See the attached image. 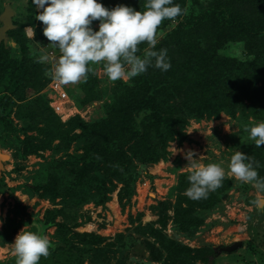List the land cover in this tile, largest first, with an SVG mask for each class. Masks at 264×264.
Segmentation results:
<instances>
[{"label": "rangeland", "instance_id": "1", "mask_svg": "<svg viewBox=\"0 0 264 264\" xmlns=\"http://www.w3.org/2000/svg\"><path fill=\"white\" fill-rule=\"evenodd\" d=\"M143 1L134 0V6ZM221 1L174 3L185 10L181 19H193ZM223 2L246 16L241 18L246 19L247 30L264 27V5L263 13H257L253 8L259 5L253 0ZM114 3L103 6L111 9ZM5 7L14 12L11 31L17 32L11 36L7 32L6 41L0 42V153L4 158L0 159V264H16L12 243L22 229L37 233L35 217L47 225L44 235L51 242L49 255L38 264H264V194L237 180L228 169L231 156L241 151L258 162L256 170L264 177V145L255 147L245 130L264 122V36L237 33L232 27L218 32L220 21L205 23L206 32L214 29L218 35L206 59L219 57L240 65L245 80L256 76L257 103L249 109L236 104L233 118L221 113L190 120L187 141L169 143L166 161L134 164L137 176L132 185L129 160L119 167V180L112 167L91 164L88 150H104L97 139L98 122L138 76L111 81L103 62L91 64L86 80L67 84L71 107L60 118L41 97L60 53L43 35L31 0H0V15ZM179 23L164 20L158 27L159 40L175 33ZM98 24L93 22V30H98ZM29 27L35 29L33 38L27 33ZM17 44L26 53L21 54ZM43 53H51L52 61L38 63ZM221 70V77L227 78L232 67ZM135 121L141 123V116ZM189 150L201 164L217 163L225 169L226 191L220 186L199 200L184 194L190 186L183 178L190 174L185 158ZM98 169L110 176L99 181ZM102 189L109 191L106 199L100 196ZM236 243L242 247L230 252ZM216 251L219 255L211 258Z\"/></svg>", "mask_w": 264, "mask_h": 264}, {"label": "trees", "instance_id": "2", "mask_svg": "<svg viewBox=\"0 0 264 264\" xmlns=\"http://www.w3.org/2000/svg\"><path fill=\"white\" fill-rule=\"evenodd\" d=\"M104 1L106 2L103 4L117 2V0H98V2ZM223 1L214 3L196 18L181 19L178 17L176 21L179 20L180 23L176 32L169 33L164 39L159 40L156 50L165 48L169 59L174 57L170 62L171 68L162 72L155 67H149L145 73L136 76L137 82L133 81L132 87L123 91L125 92L123 96L116 99L120 100L116 102V105L109 106L105 119L98 122L101 127L97 131V139L102 142L101 147L104 150L97 152L95 151L96 147H89L91 164L105 163L109 168L112 167L110 169L113 173L119 177V180H122L118 169L124 163L123 160H129L132 165L131 169L134 170V173L133 171L131 173V184L133 185L137 176L134 164L151 165L159 161H166L169 156V143L179 144L187 141L186 128L190 120L215 118L221 113L231 115L233 118L236 114V104L249 109L257 103L254 97L255 93L259 91L255 87L256 76L251 75L245 80L240 65L228 64L219 57L206 59L213 52L212 42L216 43L218 37L214 29L205 31V23L210 21H220L221 27L218 28V32L232 27V30L237 29V33L251 32L255 34V37L264 36V27L257 31H251L249 26L247 30L246 19L241 18L246 16L234 6V11H232V5L225 4ZM253 2L259 5L253 10L263 13L261 7L264 5V0H253ZM145 3L143 1L135 7L134 0H122L119 5L130 6L143 12ZM115 5L116 3H114V7L117 6ZM167 20L165 19V21ZM250 21L254 22L252 19ZM15 32L17 30L10 31L9 36ZM164 41H166L165 44ZM17 45L21 54L26 53L20 44ZM138 47L144 49L146 44L142 43ZM8 52H4L6 56H8ZM225 65H228L229 68L232 67L231 75L222 78L221 69ZM48 66L51 67L50 64ZM251 78L254 79L253 84H251ZM52 79L50 75L43 90ZM16 83L19 81H15ZM64 85L70 100H72L70 88L67 84ZM43 90L41 97L48 104ZM47 109L53 112L49 105H47ZM139 116H141L142 122L136 125L135 119ZM98 170L96 178L99 181H104L110 176V174L102 172V169ZM188 185L190 184L188 183ZM221 186L222 190L226 191L228 182L223 179ZM108 194L107 189H102L100 196L106 199ZM216 203L218 202L216 201ZM219 253V251L214 252L211 258L218 256Z\"/></svg>", "mask_w": 264, "mask_h": 264}, {"label": "clouds", "instance_id": "3", "mask_svg": "<svg viewBox=\"0 0 264 264\" xmlns=\"http://www.w3.org/2000/svg\"><path fill=\"white\" fill-rule=\"evenodd\" d=\"M31 4L38 10L35 19L42 22L43 35L60 53L50 70L52 78L60 84L86 80L90 65L100 62L111 81L134 78L149 67L168 71L171 63L167 49L156 50L158 27L165 19L175 22L185 11L174 0H146L143 12L125 5L108 9L98 0H31ZM94 21L99 22L98 30L91 26ZM27 33L33 38L35 29L29 27ZM142 43L146 47L138 55ZM52 58L51 53H43L37 62L49 63ZM245 130L255 147L264 145V122ZM194 156L191 150L185 156L190 186L184 194L199 200L221 186L225 169L217 163L201 164L200 157ZM258 166L252 157L237 151L231 156L228 169L237 180L264 194V177L258 175ZM12 245L16 264H38L41 257L49 255L51 242L46 235L22 229Z\"/></svg>", "mask_w": 264, "mask_h": 264}, {"label": "built area", "instance_id": "4", "mask_svg": "<svg viewBox=\"0 0 264 264\" xmlns=\"http://www.w3.org/2000/svg\"><path fill=\"white\" fill-rule=\"evenodd\" d=\"M43 93L47 98L50 109L60 118L63 117V114L65 115V109L71 107V100L64 84L52 79L43 90Z\"/></svg>", "mask_w": 264, "mask_h": 264}, {"label": "water", "instance_id": "5", "mask_svg": "<svg viewBox=\"0 0 264 264\" xmlns=\"http://www.w3.org/2000/svg\"><path fill=\"white\" fill-rule=\"evenodd\" d=\"M14 12L10 7H5L3 13L0 15V22L2 27H0V42L6 41L7 39V32L13 30L15 26L12 23V16ZM0 159H4L0 153ZM34 226L36 227L37 233L44 235L47 226L44 222H41L37 217L33 219ZM242 247L241 243H236L230 248L231 251H235L236 249Z\"/></svg>", "mask_w": 264, "mask_h": 264}]
</instances>
